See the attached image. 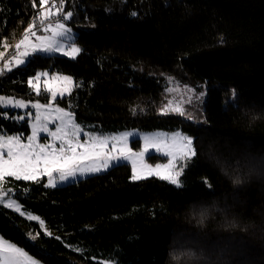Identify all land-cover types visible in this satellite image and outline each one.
I'll list each match as a JSON object with an SVG mask.
<instances>
[{"label": "trees", "instance_id": "16d2710c", "mask_svg": "<svg viewBox=\"0 0 264 264\" xmlns=\"http://www.w3.org/2000/svg\"><path fill=\"white\" fill-rule=\"evenodd\" d=\"M33 3L39 0H0V50L21 4ZM56 5L72 12L82 51L34 54L11 70L2 63L0 97L48 103L28 81L40 70L71 75L77 86L56 103L82 125L181 130L193 137L196 155L180 186L134 180L129 163L54 188L9 178L5 186L27 191L26 206L62 237L1 204L0 234L45 264H264V0ZM181 72L208 84L195 121L163 111L170 78ZM10 114L0 115V130L29 135L27 120Z\"/></svg>", "mask_w": 264, "mask_h": 264}, {"label": "rangeland", "instance_id": "374dc122", "mask_svg": "<svg viewBox=\"0 0 264 264\" xmlns=\"http://www.w3.org/2000/svg\"><path fill=\"white\" fill-rule=\"evenodd\" d=\"M21 6L23 9L22 15L13 20L12 25L10 24L12 26L10 33L7 35L5 39L3 38V49L0 50V53H2V55H0V65L2 63H5L6 65L9 64L10 66H19V64H17L16 62V59H24L25 60L24 64H26L28 59L32 55L38 53L45 55H53V54L65 55L64 52H70L69 45L71 44H74L76 47H78L80 49V52L82 51L81 45L76 40L79 33L68 23V21L72 17L71 16L70 18H66L62 21L65 24L66 28L70 29V33L68 37L67 38L62 36L55 37V40L58 43L64 44L63 52H42V51L33 52L31 46L40 45L42 43L40 39L41 37L52 39L54 36V33L51 29L45 30V26L48 23H51L53 24V27H55L56 23L61 22L60 17L64 16L67 12L63 13L62 7L59 5H56L55 8L43 7V5L41 4V0H39V3L21 4ZM57 9L60 10L59 14H57ZM48 10H51V15L47 20L44 21V24H41L40 14ZM30 20H34L36 24L37 35L39 39L38 41H35L31 39V37L29 36L26 45H22L19 49H17L16 45L19 44L21 39H23L25 35V28L28 24V21ZM24 51H27L28 54L21 56V53ZM78 54H76L74 57L71 55H65V56L76 58ZM14 57L16 59H14ZM38 73H47V76L41 75L38 81L32 80L31 78L30 79L32 80L31 85L32 86L35 85V87L33 86V88L37 94L46 92L49 95L50 101L48 103H43L40 100H35V101L27 100L25 98L14 95L1 96V97L11 98L12 104H15L16 101L25 102V104L27 105V107L25 108H18L11 106L5 107L3 105L1 106L3 107V109H5L7 117H10L11 115L10 112L16 113L14 119L18 123H22L23 121L27 120L30 126V134L27 136H25L23 133L20 132L8 134L0 130V135L18 136L21 138V143H27V140L25 138L32 134V125L36 124L37 126H39L40 124H47L49 132L48 133L40 132L38 134L37 140L34 143L55 144L58 148L60 146L61 141L53 140V138L50 136L49 133L55 131L60 123V121L57 119L60 113L57 112L56 109L58 108L64 109L65 111H69V110L57 104L56 100L59 97H61L59 91L60 89L64 87L68 88L69 91L64 93L63 95L64 97L68 95L77 86V82L74 79V77H72L71 75L62 74L59 72L40 70ZM64 76H70L72 78V83L66 84L62 79H57V77L62 78ZM207 86L208 84L204 79L196 78L194 77V75L190 74L189 72H181L178 76L171 77L170 85L166 91L168 94L167 102L163 111L164 112L175 111V109L181 108L183 109V115L188 120L191 121L197 120L196 117L197 113L201 109L199 104L204 100L206 96ZM49 87L57 91V97L55 100H51V92L47 91ZM37 89H39V92H37ZM7 103L8 101L6 100L5 104ZM37 103L40 105H49V107L36 108L34 107V105ZM29 113H31V115H29ZM37 114H39L41 117L39 122H37L35 119ZM19 116H24V119L23 120L16 119V117ZM74 122L78 123L82 127L84 133L94 134L96 137L100 139H107V143L102 147L89 149V154L92 155L93 157L92 159H87V158L80 159L75 165H69L68 168L64 169L63 172L65 175V179L63 180L60 179L61 172L58 171H53L51 177L44 174L43 172L44 163L43 161H41L38 177L34 181L44 180L46 186L54 188L57 186L65 185L70 182L77 181L79 179L85 178L90 175L104 173L113 166L118 165L120 163H129L132 167L133 175L141 174L143 178L153 177V176L160 178V175L155 174V170L159 168L161 174H163L164 170L168 167V165L172 163L175 164V168L169 169V171H179L180 165L181 164L184 165L183 170L180 172V175L178 177L179 185H182V177L184 171L189 161L193 157L190 160L181 161L177 159L173 161L172 156L170 154L166 155V153H171L174 151V149L171 147L173 134H181L182 136L191 137L189 134L184 133L181 130L172 131V132L165 130L142 131L139 129H129V130L116 131V132L103 131L94 125H88V126L82 125V123H79L77 121L75 115H74ZM124 134L127 135L125 136ZM145 137L151 138L156 141H161L162 143L159 144V150H157V148L149 146L147 151H145V143H144ZM191 138L193 139V137ZM79 139L81 141H84L85 136L82 134L79 137ZM135 140L140 141L141 145L139 148H135L133 146V142ZM193 146H194V139H193ZM5 151L7 150L5 149ZM83 152L84 149H77V153H83ZM96 152L100 153L98 157L95 155ZM140 153H144L143 157H140L139 155ZM151 154L163 155L168 157V159L167 161H158L153 163L147 160L148 156H150ZM95 167H99L100 170L99 171L93 170ZM69 171H71L72 174H68ZM150 172L152 174H150ZM9 178H14V177H6L5 180L2 182V184H0V199L3 200V203L1 205L6 206L10 200L15 201L16 206L20 208V211L17 212H19L29 220H33L30 218V216L38 217V219L33 221L38 222L45 232L51 235L62 237L58 230H54L49 226L45 216L39 215L33 209L26 206L24 202V197L28 195L27 191H21L20 194H17V191L14 188L5 186L7 179ZM49 179H51L52 183H49ZM134 180H139V179H134ZM25 181H33V180H25ZM11 209L16 211L15 207ZM0 243L5 244L6 246L15 245L17 248L22 249L16 244L4 238L1 234H0ZM23 252L26 253L27 255L20 257L21 264H28L29 258L37 262V264H45L37 260L36 258L32 257L25 250H23ZM104 262L108 264H114V262L111 261H104Z\"/></svg>", "mask_w": 264, "mask_h": 264}, {"label": "snow or ice", "instance_id": "6c2138e0", "mask_svg": "<svg viewBox=\"0 0 264 264\" xmlns=\"http://www.w3.org/2000/svg\"><path fill=\"white\" fill-rule=\"evenodd\" d=\"M48 0H41V4H47ZM60 3L63 4L64 0H60ZM59 9H57V14H59ZM51 15V10L45 11L40 14V23L44 24V21L49 18ZM72 12H67L64 16L60 17L61 22L56 23L55 27L53 24L48 23L45 26V30L51 29L54 33L52 39L41 37L42 43L40 45H33L32 51H42V52H63L64 44L58 43L55 40L56 36H62L67 38L70 29H67L65 24L62 22L66 18H70ZM33 27H36L35 22L30 24L26 29V33L23 39L20 40L19 44L16 45L19 49L22 45H26L29 34L35 35L31 31ZM70 52H64L65 55L75 56L80 52V49L74 44L69 45ZM27 51L21 53V56L27 55ZM2 55V53H0ZM14 59H16L14 57ZM17 64L23 65L25 63L24 59H16ZM11 63V62H10ZM8 67V65H5ZM11 70V69H9ZM3 69L0 68V74H2ZM47 76V73H38L32 78V80H39L40 76ZM57 79H62L66 84L72 83V78L70 76L57 77ZM32 80H29L28 83L32 84ZM35 87V85H33ZM51 92V100H55L57 97V91L53 90L51 87L47 89ZM61 97H63L65 92H68V88L64 87L59 90ZM39 92V89H37ZM70 94V93H69ZM233 100L236 97L235 90L232 92ZM8 101L5 104V101ZM231 102V101H230ZM0 105L5 107H18L25 108L27 105L23 101H16L15 104L11 103V98L0 97ZM36 108H48L49 105H40L35 104ZM60 115L57 119L60 121L59 126L55 131L50 132V136L53 140H60V146L57 148L55 144H39L34 143L37 140L38 134L40 132L48 133L49 129L47 124H36L32 125V134L25 139L27 143H21V138L18 136H3L0 135V184L5 180L6 177H14L16 180H36L40 170L41 161L44 163L43 172L44 174L51 177L53 171L61 172L60 179H65L63 170L68 168L69 165H75L80 159L87 158L92 159V155L89 154V149L99 148L104 146L107 143V139H100L94 134L84 133L82 127L74 122V113L70 111H65L64 109H56ZM166 111V110H165ZM175 111L183 115V109L177 108ZM0 115H5L0 113ZM31 115V113H29ZM16 119L23 120L24 116L16 117ZM36 121L39 122L41 117L39 114L35 117ZM85 136L84 141H81L79 137L81 135ZM125 136L127 134H124ZM70 137V138H69ZM116 139V138H113ZM145 151L148 147H154L159 150V144L161 141H156L151 138L145 137ZM171 147L174 149L171 153H166V155H171L173 161L179 159L181 161L190 160L196 155V150L193 146V139L191 137L182 136L181 134H173L171 141ZM5 149L7 151H5ZM77 149H84L83 153H77ZM67 153V154H66ZM95 155L98 157L99 152H96ZM140 157H143L144 153L139 154ZM127 158V157H126ZM106 166V165H105ZM183 164L180 165L179 171H169V169H174L175 164L170 163L168 167L164 170L163 174L159 168L155 170V174L160 175L161 179L170 181L172 184L177 186L179 185L178 177L180 172L183 170ZM83 170V169H81ZM93 170L99 171V167H95ZM68 174H72L69 171ZM150 174H152L150 172ZM133 179H141L143 176L141 174L133 175ZM49 183H52L49 179ZM54 186V185H53ZM3 203V200L0 199V204ZM9 208L15 207L16 211H20V208L16 206L15 201H9L6 205ZM31 219L36 220L38 217L30 216ZM27 254L23 252L22 249L17 248L15 245H5L0 243V264H21L20 257L26 256ZM28 264H37V262L29 258Z\"/></svg>", "mask_w": 264, "mask_h": 264}, {"label": "built area", "instance_id": "2783aa9c", "mask_svg": "<svg viewBox=\"0 0 264 264\" xmlns=\"http://www.w3.org/2000/svg\"><path fill=\"white\" fill-rule=\"evenodd\" d=\"M55 5H56V0H48V3H47V4H43V7H46V8H53ZM33 22H34V20H30V21H28V24H27V26H26V28H25V33H26V29L28 28V26H29L30 24H32ZM31 31L35 33V35H31V34H29V36L31 37V39H33V40H35V41H38L39 37H38V35H37V27H33V28L31 29ZM1 66H2V65H0V68H1Z\"/></svg>", "mask_w": 264, "mask_h": 264}, {"label": "crops", "instance_id": "0c3cea01", "mask_svg": "<svg viewBox=\"0 0 264 264\" xmlns=\"http://www.w3.org/2000/svg\"><path fill=\"white\" fill-rule=\"evenodd\" d=\"M12 23H13V21H12ZM12 23H11V25H12ZM9 26V28H8V30H7V32H6V34H5V36H4V39L7 37V35L10 33V31H11V27L12 26ZM12 33V32H11ZM6 65V64H5ZM8 65V67H6L7 69H11V68H13V67H15V66H10L9 64H7Z\"/></svg>", "mask_w": 264, "mask_h": 264}]
</instances>
